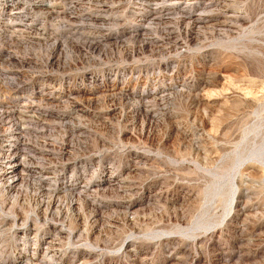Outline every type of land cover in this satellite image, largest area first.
Listing matches in <instances>:
<instances>
[{
    "label": "rangeland",
    "instance_id": "obj_1",
    "mask_svg": "<svg viewBox=\"0 0 264 264\" xmlns=\"http://www.w3.org/2000/svg\"><path fill=\"white\" fill-rule=\"evenodd\" d=\"M32 1L0 0V152L29 168L0 182V262L55 264L50 240L62 264H264V0L11 15ZM87 15L116 22L94 42Z\"/></svg>",
    "mask_w": 264,
    "mask_h": 264
},
{
    "label": "bare ground",
    "instance_id": "obj_2",
    "mask_svg": "<svg viewBox=\"0 0 264 264\" xmlns=\"http://www.w3.org/2000/svg\"><path fill=\"white\" fill-rule=\"evenodd\" d=\"M145 1L146 0H136V3H135L136 4V8L137 9L140 8V7H138L140 5L144 6L145 5V3H144ZM170 1L171 0H168L169 3L172 2V1L171 2ZM45 2H46L45 0H34V1H32V4H33V5H31L32 7H27L26 5H24L21 9L20 8L13 9L12 11H15V12H13L11 15L26 14L28 10H32V8L35 7V6L41 7V6L45 5ZM30 3H31V1L28 2V4H30ZM165 3H167V1L166 0H162L161 3H159V4L156 3L154 5V6H156L155 10L157 9L155 14L163 13L165 16H170L171 15L170 13H171L172 9H174V8L173 7L171 8L170 5H166V7H165L164 6ZM176 4L177 3H175V5ZM180 5H183V7L176 6L175 8H177V9L180 8L179 10L186 11L184 13H189V14L192 13V4L191 3L184 2V3L180 4ZM200 7H201V11L200 12H202V11H204L207 8V5L201 4L199 6V8ZM104 9H105V6H104ZM138 11H141V9H139ZM144 13L138 15L137 19L139 21H142V18H144L143 17ZM90 16L87 15L85 17L77 18V20L75 22L78 23V24L75 25L74 31L76 32V34L78 32H80L81 30L84 31V33L87 36L90 35V37L93 39L94 42L98 41V40H103L105 38V35H106L105 32H103L104 31L103 28L106 25V21L114 20L116 22L115 17L113 15H111L109 17H106L105 15L104 16L100 15V16H97V17L94 16L92 20H93V22H98L99 25H97V23H94V24L90 23V21L88 19ZM95 17L97 18V20L94 19ZM8 20H12V17H10ZM85 20H87V22ZM200 20L201 19H198L197 22L200 21ZM143 27H145V26H143ZM18 134H19V132L17 130L13 129V130L9 131L8 136L10 137V139H16V141H18V139H19ZM6 147H8L9 149H5V150L2 149L1 152H0V156H2L1 157L2 160H5L4 161V163H5L4 166H2V168L0 169V182L7 183L9 187L18 188L17 186L19 185L20 181H22L24 172L29 170V168L24 164V160L21 157V155H20V153H19L17 148H12L13 146H9V145H7ZM44 176H45V174L41 175L40 181H42V180L45 181V182L49 181V178L48 177H44ZM114 182H117V181H114V177L109 176L106 179H103V178L100 179V181H98V182H96L94 184H95V186L110 187V186L113 185ZM70 187H72L71 189H74L75 185L73 184ZM92 189H93V184L90 185L89 183H87V185L84 186V189H83L84 191L82 189H80L79 191H80V194H86V193L90 192ZM45 249L46 250H44V252H43L44 254H43L42 258L41 259H37L36 258L37 260H39V263L46 262L45 259L47 257H49V258H51V260H53L52 262H55V264H62V259L63 258L57 257L55 255L53 241L49 240L46 243V248ZM21 258H23L24 260L26 259V257L24 255H21ZM32 263H34V262H32ZM47 263H49V262H47ZM1 264H4V263H1Z\"/></svg>",
    "mask_w": 264,
    "mask_h": 264
}]
</instances>
